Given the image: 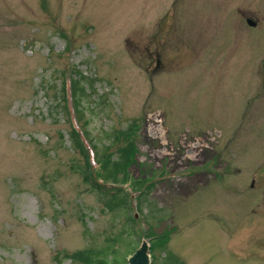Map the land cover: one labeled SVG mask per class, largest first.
<instances>
[{"label":"rangeland","instance_id":"1","mask_svg":"<svg viewBox=\"0 0 264 264\" xmlns=\"http://www.w3.org/2000/svg\"><path fill=\"white\" fill-rule=\"evenodd\" d=\"M73 72L96 79L80 115ZM75 129L132 134L129 182H98L167 233L152 264H264V0H0V264H82L125 230Z\"/></svg>","mask_w":264,"mask_h":264},{"label":"trees","instance_id":"2","mask_svg":"<svg viewBox=\"0 0 264 264\" xmlns=\"http://www.w3.org/2000/svg\"><path fill=\"white\" fill-rule=\"evenodd\" d=\"M95 83V78L86 77L82 72L71 73L69 91L71 103L77 115L87 109L86 105H93L91 101L88 102L87 91ZM98 103L94 104L95 108L99 107ZM82 131L84 138L94 153L93 161L95 162V167L91 164V156L87 151L90 148L86 147V143L82 141V136L75 129L73 137L75 135V139L78 141V148L81 152L80 154L84 156V162L71 168L74 172L80 174L84 182L89 184L91 189L100 196L105 210L113 214L117 220L123 218L126 225L123 232L114 237H107L103 243L91 244L87 248L73 253L69 258L82 264H126L128 258L141 245L142 239L140 240V237L148 238L152 249L151 252L155 248L165 249L168 240L167 233L157 234L150 229L144 236L134 229L136 220L135 216H132V210L128 204L129 194L126 190L118 187L107 189V187L102 186L98 182V179L110 180L122 185L129 182V167L132 165L136 149V145L129 141L132 134L119 136L114 130L111 133L106 132L105 138L109 142L99 148L95 143V138L91 137L90 132L87 130ZM111 148H115V150L111 152ZM145 183L146 181L136 180L132 182V188L139 193L143 189L147 191ZM139 195L141 196V193ZM138 204L141 207L142 202L139 201ZM140 241L141 243H139ZM165 258L171 262L177 260V257L170 251H167Z\"/></svg>","mask_w":264,"mask_h":264},{"label":"water","instance_id":"3","mask_svg":"<svg viewBox=\"0 0 264 264\" xmlns=\"http://www.w3.org/2000/svg\"><path fill=\"white\" fill-rule=\"evenodd\" d=\"M248 23L252 26L255 25V23L250 20H248ZM127 264H151L149 258V246L146 241L143 242L135 253L128 258Z\"/></svg>","mask_w":264,"mask_h":264},{"label":"flooded vegetation","instance_id":"4","mask_svg":"<svg viewBox=\"0 0 264 264\" xmlns=\"http://www.w3.org/2000/svg\"><path fill=\"white\" fill-rule=\"evenodd\" d=\"M256 24H257V22H256Z\"/></svg>","mask_w":264,"mask_h":264}]
</instances>
